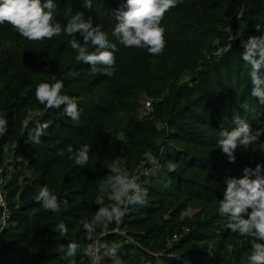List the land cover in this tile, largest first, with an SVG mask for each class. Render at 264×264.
Masks as SVG:
<instances>
[{"label":"trees","instance_id":"obj_1","mask_svg":"<svg viewBox=\"0 0 264 264\" xmlns=\"http://www.w3.org/2000/svg\"><path fill=\"white\" fill-rule=\"evenodd\" d=\"M263 2L0 0V264H89L104 228L102 264H264ZM143 168L129 239L190 228L159 258L108 233Z\"/></svg>","mask_w":264,"mask_h":264},{"label":"rangeland","instance_id":"obj_2","mask_svg":"<svg viewBox=\"0 0 264 264\" xmlns=\"http://www.w3.org/2000/svg\"><path fill=\"white\" fill-rule=\"evenodd\" d=\"M263 4H264V2H263ZM252 47H254V51L256 52V53H259V54H264V49L261 47V42L260 41H257V40H255L254 42H252ZM144 96H142L140 99H139V106H141L140 107V111H139V113H138V115L136 116V119H144L145 118V116L148 114V113H146V111H145V108H144V105H145V102H146V97L145 98H143ZM149 99V98H148ZM121 136H119V138H120ZM111 145V144H110ZM123 160H124V162L127 160V157H123ZM9 161H5L4 163H3V165L2 166H0L1 168H2V175H1V177L3 176V178H4V181H5V178H7V176L9 175V174H7V175H4L3 173L6 171H8L9 172V170L8 169H6L7 168V163H8ZM147 161H143L141 164H145ZM150 162V161H149ZM10 167V166H9ZM120 170V169H119ZM150 170V171H149ZM147 169L146 171H143V172H158L159 171V169H157V168H152V169ZM12 172V171H11ZM136 172V171H135ZM134 172V173H135ZM30 173H32V171H30V170H26V174H27V176H30ZM9 177V176H8ZM128 179V178H127ZM146 180V179H145ZM151 182V181H150ZM126 183H127V181H126ZM126 183H125V185H126ZM1 185H3V188L5 189V190H7L6 188H5V186H4V184H3V182L1 183ZM21 185V184H20ZM124 185V186H125ZM135 187H138V188H136V189H139L140 188V182H139V184L137 185L136 184V186ZM124 188V187H123ZM121 189H119L118 191H120ZM122 191H123V189H122ZM133 194H135L134 193V190L132 191V194H131V197L129 198L128 196H127V194H126V192H124V194H123V197L121 198V200L120 201H118V204H117V202H116V208H115V210H116V212H117V218L116 219H118L117 220V225H116V227H115V232L116 233H120V234H122L123 236L125 235V236H127L128 235V232H131L130 230H136V229H142V228H144V226L143 227H138V228H136V227H134V226H132V225H130V224H126V221L128 220V218H130V216L131 215H135V214H137V213H135V212H138V209L137 208H143V205L141 204V205H139L138 207H134V206H131L130 205V203H131V198L133 197ZM135 196H137V194L135 195ZM5 200H6V202H7V204H9L10 205V202H9V192H8V198H5ZM117 206H118V209H117ZM200 210H201V208L200 207H189L182 215H181V217H180V221H182V223L183 222H186V223H189V221H196V220H198L199 218H197V216H195L196 214H198V212H200ZM171 211L170 212H166V214L164 215L165 216V218L167 219V220H171ZM119 214V215H118ZM138 216H141V213H139L138 214ZM121 219V222H119V220ZM177 221H175V223H176ZM187 224H182L181 225V227L177 230V231H175V232H173L174 234H172L171 236H168L167 237V239L165 240V245L166 246H168L167 244H168V239L169 238H173V236L175 235V234H179V233H181L182 231H183V229L184 228H189L188 226H186ZM136 228V229H135ZM106 231V228H104V230H102V231H98V232H96L94 235H97V234H100V233H103V232H105ZM108 231V230H107ZM112 232H114L113 230H112ZM188 232H190V230L188 231ZM108 233H111V231H108ZM131 242H135V244L136 243H138L139 245H141V247H144L145 248V250H147V252L148 253H150V254H152V255H154L155 257H157V258H159L160 256H162V254H166V246L162 249V250H153V247H151V246H147V245H150V244H147V245H144L142 242H140L139 240H137L135 237H131L130 239H129ZM121 243V239H119L118 240V244H120ZM90 245H91V243H90ZM90 251H91V248H90ZM170 255H173L171 252L169 253ZM100 257H101V254H100ZM103 258V257H102ZM102 258H101V264H102Z\"/></svg>","mask_w":264,"mask_h":264},{"label":"built area","instance_id":"obj_3","mask_svg":"<svg viewBox=\"0 0 264 264\" xmlns=\"http://www.w3.org/2000/svg\"><path fill=\"white\" fill-rule=\"evenodd\" d=\"M153 99L149 98L146 100L144 108L146 113H151L153 111ZM145 168V167H144ZM142 169L139 172H135L132 175H130L127 179V183L123 188V191L126 192L127 196L130 198L132 191L135 190L138 187H135L136 184H139V180L141 179V174L147 173L143 172L146 171V169ZM2 168L0 167V232L3 230H8L12 227L13 221H12V215L13 211L11 209V206L7 204L5 198H8V189L6 188V179L4 181L2 175ZM4 174V173H3ZM3 182L5 190L3 188V185L1 183ZM118 209V206H117ZM119 215V214H118ZM118 220V219H117ZM121 222V219L119 220ZM190 228H184L183 231L179 234H175L173 238L168 239V246H166V250H169L173 248L175 242L183 235L188 233ZM115 232V229L113 230ZM112 232V231H111ZM106 231L97 235H93L91 239V251H90V261L89 264H101V258H102V247H103V237L105 236ZM125 236V235H124ZM126 242H129V237L128 235L126 236ZM1 239H0V244H1ZM101 254V257H100ZM163 255V254H162ZM169 255V253H168Z\"/></svg>","mask_w":264,"mask_h":264},{"label":"crops","instance_id":"obj_4","mask_svg":"<svg viewBox=\"0 0 264 264\" xmlns=\"http://www.w3.org/2000/svg\"><path fill=\"white\" fill-rule=\"evenodd\" d=\"M31 174H32V173H30V176H31ZM123 194H124V191L120 190V191H117V192L115 193V195L113 196L114 201H116L117 204H118V201H120L121 198L123 197Z\"/></svg>","mask_w":264,"mask_h":264}]
</instances>
